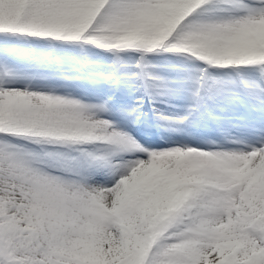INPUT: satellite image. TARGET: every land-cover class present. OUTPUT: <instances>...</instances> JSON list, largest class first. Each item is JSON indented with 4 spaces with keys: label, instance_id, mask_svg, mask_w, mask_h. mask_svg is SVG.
Masks as SVG:
<instances>
[{
    "label": "snow or ice",
    "instance_id": "1",
    "mask_svg": "<svg viewBox=\"0 0 264 264\" xmlns=\"http://www.w3.org/2000/svg\"><path fill=\"white\" fill-rule=\"evenodd\" d=\"M0 264H264V0H0Z\"/></svg>",
    "mask_w": 264,
    "mask_h": 264
},
{
    "label": "rangeland",
    "instance_id": "2",
    "mask_svg": "<svg viewBox=\"0 0 264 264\" xmlns=\"http://www.w3.org/2000/svg\"><path fill=\"white\" fill-rule=\"evenodd\" d=\"M91 92H92V89H91ZM138 96H140V94H134L132 97H130V99L132 100V98L138 97ZM185 103H186V101L174 100L168 104H165V103L158 104V105H156V107H158L162 112H164L167 115V114H172L174 112L180 111L181 109L179 106L182 104H185ZM171 105H177L178 107L172 108ZM142 110H144L147 113H148V111H152V104H150L146 99L143 101ZM113 119H118V117L114 116ZM157 124H158L157 121H154L153 123H151L149 121V119L147 118V121L144 124L147 127L146 129L153 127V129L155 130V133H145L142 136H144L145 138L149 139L150 141L156 142V143H164L169 137H171L173 139L177 138L175 136V134L165 131L163 128L158 127ZM189 131L193 132L194 137H198L200 135V132L197 129H189ZM237 135H239V133H237ZM216 138L219 139L218 137H216ZM181 139H187V138L181 137ZM13 142L18 143V140H13ZM188 142L195 144V139H189ZM21 143L27 148L36 149L37 151L39 150L38 146L27 144L25 142H21ZM97 179H101V178L98 177Z\"/></svg>",
    "mask_w": 264,
    "mask_h": 264
},
{
    "label": "bare ground",
    "instance_id": "3",
    "mask_svg": "<svg viewBox=\"0 0 264 264\" xmlns=\"http://www.w3.org/2000/svg\"><path fill=\"white\" fill-rule=\"evenodd\" d=\"M145 130H146V131H145ZM143 131H144L145 133H155V130H154V129H151V128L146 129V127H144ZM143 134H144V133H141L140 135H143Z\"/></svg>",
    "mask_w": 264,
    "mask_h": 264
},
{
    "label": "trees",
    "instance_id": "4",
    "mask_svg": "<svg viewBox=\"0 0 264 264\" xmlns=\"http://www.w3.org/2000/svg\"><path fill=\"white\" fill-rule=\"evenodd\" d=\"M21 142H23V141H18V143H17V144H22ZM13 143H16V142H13Z\"/></svg>",
    "mask_w": 264,
    "mask_h": 264
}]
</instances>
